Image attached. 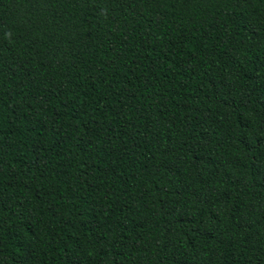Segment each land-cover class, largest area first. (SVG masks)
Segmentation results:
<instances>
[{"label": "trees", "instance_id": "trees-1", "mask_svg": "<svg viewBox=\"0 0 264 264\" xmlns=\"http://www.w3.org/2000/svg\"><path fill=\"white\" fill-rule=\"evenodd\" d=\"M0 264H264V0H0Z\"/></svg>", "mask_w": 264, "mask_h": 264}]
</instances>
